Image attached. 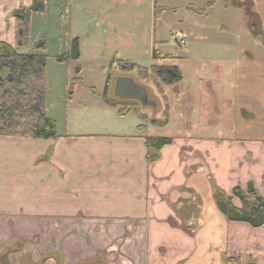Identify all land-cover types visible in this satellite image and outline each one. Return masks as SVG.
Here are the masks:
<instances>
[{
  "label": "crops",
  "instance_id": "crops-1",
  "mask_svg": "<svg viewBox=\"0 0 264 264\" xmlns=\"http://www.w3.org/2000/svg\"><path fill=\"white\" fill-rule=\"evenodd\" d=\"M31 3L0 0V42L14 48L10 13ZM59 3L75 34L85 32V40L76 37L78 59L98 28L113 33L134 26L135 0ZM145 4H153L154 14L156 3ZM46 15V9L32 15L29 32ZM58 17L62 24V13ZM149 34L151 39L150 29ZM230 96L219 87L208 90L210 134L167 137L172 143L150 166L144 138L151 136L144 133L167 121L137 124L127 134H67L56 123V139L0 137V264H224L225 258L263 264L264 225L227 222L213 193L230 195L252 183L264 198V76H258V110L241 112L244 119L258 115V124L249 127L258 135H243L244 125L231 120L237 118L224 108ZM232 204L240 207L236 199Z\"/></svg>",
  "mask_w": 264,
  "mask_h": 264
},
{
  "label": "rangeland",
  "instance_id": "rangeland-1",
  "mask_svg": "<svg viewBox=\"0 0 264 264\" xmlns=\"http://www.w3.org/2000/svg\"><path fill=\"white\" fill-rule=\"evenodd\" d=\"M44 2L45 20L32 23L28 43L18 53L35 52L46 57L43 110L45 117L57 123L59 132L133 133L137 124L149 127L148 121L163 120L166 111V127L148 128L144 134L151 137H207L210 134L205 122L207 91L219 87L231 95L224 108L237 118L232 121H238L240 127L244 125L239 128L243 135H258V130L249 128L258 124V115L256 120L252 117L244 119L241 112L243 116L245 111L253 114L255 109L258 110V76H264V39L253 38L247 33L242 11L233 7L234 0H135L132 30L118 26L115 32L109 33L98 28L96 40L92 44L89 43L91 40L85 43L82 48L85 53L78 60L69 58L62 63L56 58L69 51V40L79 36L85 40V32L75 34V27L64 17V4L60 7L57 0ZM146 2L156 3L154 14L153 4L148 9ZM251 2L264 33V0ZM59 13H62V24ZM115 14L120 22L122 10H116ZM110 36L116 39L113 43L108 40ZM41 38L45 39L46 46L37 52L34 44ZM179 38L184 44H177ZM122 39L128 40V44ZM152 40L155 50L165 59H153ZM113 45L117 46L114 51ZM116 52L117 56L114 55ZM113 56L116 61L141 68L154 64L177 67L182 78L167 86L156 79L154 82L138 80L155 107L139 104L138 112L119 121L115 109L104 102L103 96L106 93L108 99L115 101L116 80L135 79L136 74L118 66L109 69ZM77 66L80 69L78 75L75 73ZM155 85L163 91L165 101ZM70 88H73L72 95L68 94Z\"/></svg>",
  "mask_w": 264,
  "mask_h": 264
},
{
  "label": "trees",
  "instance_id": "trees-1",
  "mask_svg": "<svg viewBox=\"0 0 264 264\" xmlns=\"http://www.w3.org/2000/svg\"><path fill=\"white\" fill-rule=\"evenodd\" d=\"M229 1V0H224ZM233 7L242 11L245 28L253 38L264 39L260 19L255 12L251 0H234ZM44 0H32L29 7L19 6L10 13L14 21V48L0 42V137L28 138L32 140L56 139V122L44 115V73L46 57L37 54H20L18 50L24 48L28 43L29 25L31 16L43 13L45 9ZM46 46L45 39H37L34 48L37 52L43 51ZM79 57L78 40L75 38L69 44V51L57 57L62 63L67 59L76 61ZM154 60L165 59L160 57L156 50L152 51ZM168 58V57H167ZM117 64V65H116ZM118 66L121 69L135 71L138 80H159L164 86L172 85L181 80V72L177 67L151 65L141 68L129 62L116 61L113 57L109 63V69ZM79 67L75 68L78 75ZM5 74V75H4ZM153 74L154 76H147ZM109 76V74H108ZM77 81L78 80H74ZM110 77L106 81L108 87ZM151 81V82H152ZM163 96V91L155 85ZM73 88L68 90L72 95ZM164 98V97H163ZM108 106L116 109L119 117L138 112V103L133 101L110 100L103 96ZM145 121L146 118L142 117ZM167 121V113L164 111L163 120L148 121L154 126H164ZM172 143L167 137L144 138L145 162L147 166L155 163L160 155V150ZM264 189V184L262 185ZM236 199L240 207L233 206L232 201ZM213 201L229 223H244L251 228H260L264 225V198L260 196L252 183H248L244 189L234 188L230 195L216 189L213 193ZM224 264H239L238 259L225 258ZM264 264V262H263Z\"/></svg>",
  "mask_w": 264,
  "mask_h": 264
},
{
  "label": "water",
  "instance_id": "water-1",
  "mask_svg": "<svg viewBox=\"0 0 264 264\" xmlns=\"http://www.w3.org/2000/svg\"><path fill=\"white\" fill-rule=\"evenodd\" d=\"M114 96L119 100H136L143 106L155 107V104L148 99L146 89L135 83L131 78H119L116 80Z\"/></svg>",
  "mask_w": 264,
  "mask_h": 264
}]
</instances>
